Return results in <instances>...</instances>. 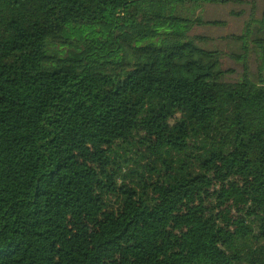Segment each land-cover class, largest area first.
<instances>
[{"label": "trees", "instance_id": "trees-1", "mask_svg": "<svg viewBox=\"0 0 264 264\" xmlns=\"http://www.w3.org/2000/svg\"><path fill=\"white\" fill-rule=\"evenodd\" d=\"M228 3L0 0V264H264V11L192 33Z\"/></svg>", "mask_w": 264, "mask_h": 264}, {"label": "rangeland", "instance_id": "rangeland-1", "mask_svg": "<svg viewBox=\"0 0 264 264\" xmlns=\"http://www.w3.org/2000/svg\"><path fill=\"white\" fill-rule=\"evenodd\" d=\"M255 1L256 4V18L260 19L262 13L264 11V0H248V4H241V3H228V4H209L207 5L206 9L202 13L204 18L206 19H221L227 22L226 25L223 26H212V25H205L200 27H195L192 33L194 35L199 36H207L209 39L208 41H199V45L208 48V49H221L223 51H237L239 52L241 43L235 41L234 39H229L228 37L233 34H242L245 23L251 14L252 3ZM233 10H243L245 12L244 15H235L231 14ZM223 67L226 69L234 68L235 73L228 76L227 80L234 81L239 79L243 72V66L241 63L233 60L228 56H224L222 60ZM249 68L250 72L254 76L257 73V61L256 56L252 53L249 57ZM219 185L215 186L211 192H214ZM210 206L214 205L211 201H208ZM220 209L218 208V211ZM233 215H236V212H232Z\"/></svg>", "mask_w": 264, "mask_h": 264}]
</instances>
